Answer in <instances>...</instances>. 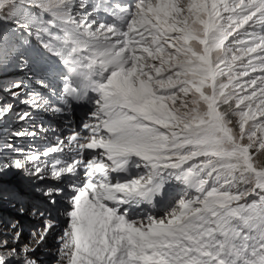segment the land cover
I'll return each mask as SVG.
<instances>
[{"label":"snow or ice","instance_id":"1","mask_svg":"<svg viewBox=\"0 0 264 264\" xmlns=\"http://www.w3.org/2000/svg\"><path fill=\"white\" fill-rule=\"evenodd\" d=\"M0 24V73L33 77L0 78L28 109L0 101V120L53 138L2 145L0 200L19 199L10 173L53 183L35 188L34 245L0 224V264H41L49 235L51 264H264V0H0Z\"/></svg>","mask_w":264,"mask_h":264},{"label":"rangeland","instance_id":"2","mask_svg":"<svg viewBox=\"0 0 264 264\" xmlns=\"http://www.w3.org/2000/svg\"><path fill=\"white\" fill-rule=\"evenodd\" d=\"M4 31H7V37L9 42L10 43L13 42L15 38L12 35V31H14V29H12L10 25L0 24V32H4ZM29 39L31 44L32 55L37 68L42 69L44 74L47 75L49 78L53 79V82L56 83L54 77L52 75L47 74V70L49 68L51 69L52 65H57L56 58L46 53L34 36L30 37ZM53 69H55L56 73L59 70L58 66ZM25 75H27L30 79H33L32 72L30 70L21 71L9 65L5 73H0V78H23ZM0 101H7L13 103L15 105V109H14L15 112L28 110L24 104L19 102L18 98L14 99L2 92H0ZM81 114L82 112L80 113V115ZM80 115L78 117H75L77 121H79ZM33 121L36 124H39L41 121H43L45 127L49 126L50 124L51 125L60 124L59 118H53L49 113H45L43 111H35V110H33ZM32 129H33L32 122L25 124L23 122L16 120L14 116L0 120V153H3L4 155L11 154L3 150L2 145L5 142L12 143L14 146L23 147L25 151H27L29 145L43 149V147L46 146V143L50 142L53 139L51 138L50 134L46 135L42 129H35L37 132L35 139H33L32 137L16 136L17 131L32 130ZM8 183L10 188L17 192L19 199L0 200V224H3L4 222L9 220L18 219L21 222V224L24 226V232L20 238L19 244L23 245L28 243L34 245L35 241L31 240L29 236V231L33 226L38 225L41 222L31 216V209L34 204H40L41 206H46L45 197H43L41 193L36 192L35 188L36 187L42 188L46 185L52 184L53 182L50 180H45L43 182L29 181L28 179L24 178L20 173L17 172V174L16 173L9 174ZM57 199H58V203L56 207L61 212H63V210L67 207L66 198L58 197ZM20 207L25 208V212L23 214H21L18 211ZM65 223L66 220L61 215L60 226L63 227ZM55 247L56 245H55L54 236L49 235V237L44 242V244H42L39 248H37L33 254L40 259L41 264H51V261L54 259L52 253H54Z\"/></svg>","mask_w":264,"mask_h":264},{"label":"clouds","instance_id":"3","mask_svg":"<svg viewBox=\"0 0 264 264\" xmlns=\"http://www.w3.org/2000/svg\"><path fill=\"white\" fill-rule=\"evenodd\" d=\"M80 115V113L79 112H77V114H76V116L75 117H78Z\"/></svg>","mask_w":264,"mask_h":264},{"label":"bare ground","instance_id":"4","mask_svg":"<svg viewBox=\"0 0 264 264\" xmlns=\"http://www.w3.org/2000/svg\"><path fill=\"white\" fill-rule=\"evenodd\" d=\"M16 174H17V172H16Z\"/></svg>","mask_w":264,"mask_h":264}]
</instances>
